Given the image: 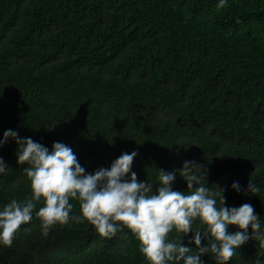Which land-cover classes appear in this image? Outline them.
<instances>
[{
	"label": "trees",
	"instance_id": "16d2710c",
	"mask_svg": "<svg viewBox=\"0 0 264 264\" xmlns=\"http://www.w3.org/2000/svg\"><path fill=\"white\" fill-rule=\"evenodd\" d=\"M217 3L0 0V138L11 129L50 150L63 142L88 173L135 150L138 181L164 169L182 192L178 170L190 160L206 170L208 188L225 189L227 206L251 203L264 221V0ZM16 148L11 138L0 147L8 166L0 205L30 194ZM249 180L259 192L231 188ZM255 245L240 246L229 264L264 261ZM0 264L147 262L131 234L103 238L70 220L45 235L33 214L11 246L0 245Z\"/></svg>",
	"mask_w": 264,
	"mask_h": 264
},
{
	"label": "clouds",
	"instance_id": "9594fccd",
	"mask_svg": "<svg viewBox=\"0 0 264 264\" xmlns=\"http://www.w3.org/2000/svg\"><path fill=\"white\" fill-rule=\"evenodd\" d=\"M228 0H218L217 10ZM15 140L17 164L29 181L30 194L23 200L11 199L0 205V245L11 246L17 230L32 220H40L46 235L51 227L70 220L87 222L103 238L119 232L131 234L147 264H204L201 257L211 255L215 264H229L240 246L250 239L264 249V221L251 203L227 206L225 189L206 186V170L185 160L179 174L186 181V191L173 190L176 173L156 170L154 182L138 181L132 171V152L121 153L109 167L88 173L79 163L72 147L54 142L51 150L31 137H20L8 129L0 138V147ZM8 169L0 157V175ZM158 185L153 190V186ZM237 192L255 194L260 188L249 180L246 188L238 181L231 184ZM76 201L79 214H71ZM41 205L37 209V205ZM234 225L238 230L229 231ZM251 228V233L249 232ZM192 233L189 244L182 236ZM205 241V243H202ZM254 264H264L259 257Z\"/></svg>",
	"mask_w": 264,
	"mask_h": 264
}]
</instances>
